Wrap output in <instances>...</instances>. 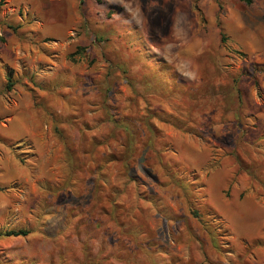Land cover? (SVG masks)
Here are the masks:
<instances>
[{
  "label": "rangeland",
  "instance_id": "rangeland-1",
  "mask_svg": "<svg viewBox=\"0 0 264 264\" xmlns=\"http://www.w3.org/2000/svg\"><path fill=\"white\" fill-rule=\"evenodd\" d=\"M0 187V264H264V0H0Z\"/></svg>",
  "mask_w": 264,
  "mask_h": 264
},
{
  "label": "trees",
  "instance_id": "trees-1",
  "mask_svg": "<svg viewBox=\"0 0 264 264\" xmlns=\"http://www.w3.org/2000/svg\"><path fill=\"white\" fill-rule=\"evenodd\" d=\"M246 5H250L252 3V0H240ZM221 38L222 41L225 42V35L224 32L221 31ZM13 86V79L10 74L7 73V84L6 89L9 90ZM166 167V166H165ZM171 173L170 177L172 179H175L181 186L186 188V192L188 195L191 196V207L189 209L190 214L197 218L199 221L203 222V225H205L209 229H213L216 231L219 235L220 232H222L221 236H229L227 231L225 229H222L220 225H218V221L220 219L218 213L215 211V209L207 204L206 202V194L204 191V185H201L197 182L198 175L195 172H191L190 176L184 180L183 174L184 171L180 169V167L177 164H174L173 167L169 165L167 167ZM190 181H189V180ZM1 188V187H0ZM203 206L202 211L199 210V207ZM29 233L26 229H18V230H10L8 231L9 235L14 236H26ZM246 244H249L245 241Z\"/></svg>",
  "mask_w": 264,
  "mask_h": 264
}]
</instances>
